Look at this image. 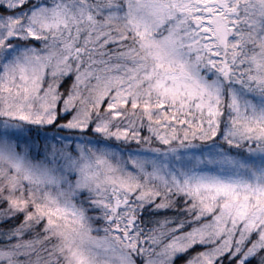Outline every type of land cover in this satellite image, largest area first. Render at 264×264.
<instances>
[{
    "label": "snow or ice",
    "instance_id": "snow-or-ice-1",
    "mask_svg": "<svg viewBox=\"0 0 264 264\" xmlns=\"http://www.w3.org/2000/svg\"><path fill=\"white\" fill-rule=\"evenodd\" d=\"M0 264H264V0H0Z\"/></svg>",
    "mask_w": 264,
    "mask_h": 264
}]
</instances>
